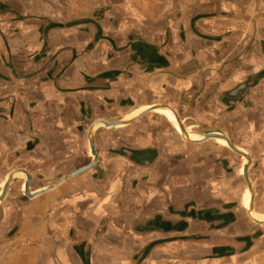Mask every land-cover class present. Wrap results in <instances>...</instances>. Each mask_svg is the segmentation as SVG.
Segmentation results:
<instances>
[{
    "label": "crops",
    "instance_id": "1",
    "mask_svg": "<svg viewBox=\"0 0 264 264\" xmlns=\"http://www.w3.org/2000/svg\"><path fill=\"white\" fill-rule=\"evenodd\" d=\"M83 1L92 14L63 13L58 18L71 23L61 28L49 15L35 13L31 0L0 3L6 4L0 5L1 179L21 171L25 180L29 176L28 191L46 187L52 182L44 180L57 181L91 163L88 130L94 132L97 120L119 122L127 114L118 113L154 105L169 109L185 131H222L250 163L209 137L178 140L154 113L119 128L103 127L93 135L96 161L90 169L37 197L26 196L36 205L27 217L40 236L21 241L29 249L22 259L185 264L191 255L203 254L200 259L211 264L224 256L228 264H261L264 220L252 215L264 210V119L250 117L245 124L234 119L240 114L235 108L226 129L223 114L220 124L203 129L183 123L186 118L180 122L169 104L190 91L194 78L180 71L192 58L207 67L212 54L220 52L214 60L223 61L222 52L231 49L237 67L264 66L256 56L264 58V9L258 0H143L140 5L128 1L126 7ZM181 33L185 42L179 44ZM181 53L191 60L184 61ZM256 73H249L251 79ZM244 166L253 190L250 210L243 200L249 191ZM128 180L133 187L125 186ZM96 184L102 194L90 192ZM10 185L0 198L5 228L13 223L6 203ZM117 198L119 209L113 205ZM135 224L148 228L124 234ZM4 241L0 264H8V246L14 243Z\"/></svg>",
    "mask_w": 264,
    "mask_h": 264
},
{
    "label": "rangeland",
    "instance_id": "2",
    "mask_svg": "<svg viewBox=\"0 0 264 264\" xmlns=\"http://www.w3.org/2000/svg\"><path fill=\"white\" fill-rule=\"evenodd\" d=\"M1 1H7V0H0V3H3ZM104 1L107 2L106 5H112V7H114V6H119V7L125 6L126 7L127 6L126 4L128 3V1H130V2L137 1L140 5L143 0H99L98 1L99 4L97 3V5H100L103 7ZM144 1H146V0H144ZM31 2H32V8L35 11V13H39V14L43 13V14H47L50 17H52L51 18L52 19L51 24L53 26L58 25L60 27L61 24H70L71 23L70 21L66 22L64 19L58 18V16L60 17L63 13L67 14V15L71 14V15H75V16H77V14L83 15L85 13L86 14L87 13L92 14V12H91L92 8H89V5L87 3H85V1H83V0H31ZM258 2L261 5V8L264 9V0H258ZM0 5L6 7V4H0ZM117 10H119V9H117ZM79 11H81V12L79 13ZM97 16L98 15L95 14V17H97ZM62 26H63L62 28H64L67 25H62ZM165 33L166 32H164V36L162 37V39L165 42H167L168 37L166 36L167 33H166V35H165ZM136 35H137V38L142 36L139 32H137ZM184 40H185V37H184L183 33L180 34V37H176V42L179 44L184 43L185 42ZM97 42H99V41H97ZM259 46L260 45L258 44V47ZM258 51H259V49H258ZM190 52H192V51H190ZM231 54H232L231 49L224 50L222 52V55H223L222 60L223 61L214 60L216 58V57H214L215 55H217V56L219 55V57H220V55H221L220 52H218V54H215V53L212 54L213 59L209 60L208 66L206 67V66H204V63L200 64L201 62L198 58L197 59L192 58L194 61L190 62L189 59L191 60L192 56H190V55L187 56V54H186L185 57H183L184 55L181 53L183 60L189 61V64H186L184 70L180 71L181 76H184L186 73L187 74L191 73V75L194 78V81L192 80V84H190V86H189L190 91H188V93H186V94L185 93L182 94V95H186L184 100H181V99L177 100L176 99L177 102H175L174 99H172L173 101H169V104H171L173 106V109L175 110L176 114L178 115L179 119L181 120L180 122L183 121L182 118H186L187 120L183 121V123L193 124L197 128L208 129L210 127H215L217 124H220L221 119H222L221 116L223 114V117H224L223 122H224V126H225L224 129H226L227 127H229L232 124V120H233L232 117L233 116H232L231 112L235 108H238L237 112H239L240 114H239V116H235L234 119H240L239 121H241L243 123L245 122V124H247V122H248L247 120L250 117H251L250 120H254L253 118H257L259 120V122L263 121V119H264V77H263L264 76L263 75L264 74V72H263L264 66H261V67L255 66V67H251V68H239V67H237V65L234 62L231 61L234 58L233 56H231ZM240 56H242V53H240ZM256 56H258V59L260 60L258 62V63H260V65L262 63H264L263 62V59H264L263 55H261V54H259V52H257ZM5 63L6 64L9 63L8 57L5 61ZM176 63H178V61L175 62L174 64H176ZM252 72H257L256 73V75H257L256 79H251L249 73H252ZM234 74H237V75L234 77V76H232ZM258 76H260V77H258ZM174 95L175 94H171L168 97L175 98ZM177 97H178V95H176V98ZM142 108H144V107H142ZM183 109H185L186 112ZM216 109H217V111H216ZM133 110L134 109L129 108V109L123 111L122 113H118L116 117H121L124 113L129 114ZM167 110L170 113L171 117L174 120H176L174 118L173 113L171 111H169V109H167ZM206 111H208L207 115L205 113ZM182 112H184L185 115ZM148 113H154V115L152 117L160 120L163 123V125L165 126V128H167L166 130H168L170 128V127H168V125H166V122H165L166 120L163 117L156 114L152 110L149 111ZM157 115L160 117H158ZM237 115H238V113H237ZM255 115H256V117H255ZM137 118L134 119L133 121H131V123H129V124L135 123L137 121ZM149 121H151V118ZM240 126H242V125H240ZM95 127H97V126H95ZM160 127H162V126H160ZM180 127H181V125H180ZM100 129H104V128L103 127L95 128L93 135H94V133H96V131H99ZM213 130L216 131L218 129L213 128ZM218 131L223 133L220 130H218ZM172 132L173 131L171 130V133ZM173 133H174L173 137L177 138L178 140H181L182 142H185V143L188 142L187 140L175 135V132H173ZM93 170L96 171V168H94ZM112 170L115 171V169H112ZM118 172L120 174V173L126 172V170H117V173ZM2 175L3 174L1 172L0 179H1ZM127 177L129 179L131 176L128 175ZM14 179L15 180H13L11 182L10 190H9L10 192H9V195L7 197V200H6V203H8L9 207L7 206V204H2L3 206L1 207V208H4V206H7L10 209L8 212V214H9L8 218H10L13 221V223L10 224L11 226L8 228L0 227V240L4 241V240L9 239V240L14 241V243L12 245L10 244L8 246L9 251H10L8 254L9 255L8 264H54L55 261H52V260H50V262L44 261L39 256H37L38 254L36 255L37 256L36 260H33L32 262L22 259V257H24V255H27V256L29 255V249H27L28 246H26V244L22 243L21 241H25L26 239L30 240L31 237H33V236H40V231H39V229H34V227H32L31 222H33V220L29 221V217H27V215H30V212H28V211L31 210L36 205L32 204V202H28L29 200H27V199H29V198H26V196H24L21 193V190L23 188V183H24L23 181H25L24 176L22 177V179H21V177H15ZM55 181L56 180H54V179L44 180V182H47V183H51V182L53 183ZM41 182L43 183V181H41ZM41 182L38 179V183L40 184ZM125 186H127V188H131V186L133 187V180H132V182L130 180H128V182H126ZM125 186L123 187V189L126 188ZM98 187L99 186L96 184L95 186H90L89 190H90V192H93L96 190L97 193L99 192V194H102L104 191L103 188L100 189ZM114 188L115 187L112 188V191L115 190ZM118 188H119V186H118ZM40 189H42V188H40ZM105 190H106V192L109 191V187H107ZM81 194H84V192L81 191ZM80 199H83V198H80ZM69 201L70 200H67V202H69ZM70 203L71 202H69V205H70ZM113 205L117 207L116 209H119L118 198L116 200L114 199ZM35 208H37V207H35ZM24 209H27L26 211L28 213L24 214L25 216L24 215L22 216L21 214L23 213L22 211ZM115 219H116V217L113 216V220H115ZM263 220H264V218L259 220V221H263ZM117 222H119V221H117ZM147 228L148 227L146 226V224H142L140 226L135 224L133 228H129L126 231H124V234L132 236V234H136L135 232H141L142 230H146ZM69 231H68L67 235H69V234L72 235L71 234L72 229L71 230L69 229ZM100 232H101V229H97V234H100ZM122 232L123 231H121V233ZM117 234L119 235L120 231L117 232ZM2 239H4V240H2ZM5 244H6L5 241L0 243V249H3V251H4V248H2V247ZM193 247H196V246H193ZM191 249H193V248H191ZM17 250H19V251H17ZM98 255L99 254H96V256H98ZM202 256H203V254H201L200 256L193 254V255H191V257H188L184 263L185 264H204L205 262L208 264L212 263V262H209L208 259H200V258H203ZM229 256H231V255H229ZM137 257H139V262H141L143 257H140L139 255ZM226 257L227 256H224V259H226ZM208 258L211 259V257H208ZM224 259L221 260L220 263H218V264H228L227 260H224ZM80 260H81V264H91L92 263L90 261V259H87V260L86 259H80ZM134 260H135L134 262H136L137 258H135ZM201 260H202V262H201ZM102 262H104V261L100 260V259H95L94 264H102ZM262 263L264 264V261L261 262V264ZM213 264H216V263L213 262Z\"/></svg>",
    "mask_w": 264,
    "mask_h": 264
},
{
    "label": "bare ground",
    "instance_id": "3",
    "mask_svg": "<svg viewBox=\"0 0 264 264\" xmlns=\"http://www.w3.org/2000/svg\"><path fill=\"white\" fill-rule=\"evenodd\" d=\"M154 111L156 114L160 115L161 117H163L166 121H167V124L170 126L171 130L173 132H175L176 135H179L181 136L182 138L184 139H191L193 137H196V136H203V137H209V139H212L216 142H218L219 144L221 145H227L226 147H228L230 149V145L228 143V141L226 140V137L224 134L220 133V132H215L214 131H204V132H201V133H197V132H192V131H185L182 129V127H180V124L177 122V120H174L170 113L168 112V110L164 107H161V106H149V107H146V108H142V107H139V108H135L133 111H131L129 114H127L123 120L119 121V122H105L103 120H97L93 125L94 126H97V127H107V128H119V126H124V125H127L129 124L130 121L136 119L137 117H139V115H141L142 113H145L146 111ZM93 126V127H94ZM197 130V129H196ZM203 133V134H202ZM237 148V147H236ZM238 151L240 152V150L238 149ZM242 153V155L244 156V162L243 164H246L247 163V159L245 158L246 154H243L245 152H240ZM90 155H92V151H91V148H90ZM23 177V174L21 173V171H17L15 174L13 172H11V175L8 179V177L6 178V176H4L1 181H0V198L1 196L5 193L4 192V189L7 187V183L9 181H11L13 179V177ZM243 176L245 178V166L243 167ZM12 178V179H11ZM11 179V180H10ZM25 179V177H24ZM29 178L26 176V180L24 182V185H23V193L25 194V196H31L33 197L35 194H37L41 189L37 190V191H28L27 190V182H28ZM249 189V188H248ZM250 190H246L244 195H243V200H244V204L246 206V208H248V210H250L251 208V197H250ZM29 197V198H31ZM252 212V211H251ZM253 213V212H252ZM253 219H257L258 221L263 219L264 217V210L260 213H253L252 215Z\"/></svg>",
    "mask_w": 264,
    "mask_h": 264
},
{
    "label": "water",
    "instance_id": "4",
    "mask_svg": "<svg viewBox=\"0 0 264 264\" xmlns=\"http://www.w3.org/2000/svg\"><path fill=\"white\" fill-rule=\"evenodd\" d=\"M148 112H149V111H146L145 113H148ZM145 113H143V114H145ZM132 121H133V120H132ZM129 123H131V121H130ZM226 140L228 141V143H229V145H230V149H231L232 151H234L235 153H237V154H239V155H242V153H240V152L237 150V148H236L235 146H233L232 143H231L227 138H226ZM187 141H189V140H187ZM204 141H207V140H204ZM204 141H200V142H204ZM189 142H192V141H189ZM88 143L90 144V148H91L92 156H93V160L91 161V163H89L87 166L82 167V168H80V169H78V170H76V171H74V172H72V173H70V174H68V175H65V176L61 177L60 179H58L57 181L53 182V183L50 184V185H48V186H46V187H43V188H42L37 194H35L33 197H37V196H39V195H41V194H43V193H45V192H47V191H50V190L54 189L55 187H57L58 185H60L61 183H63V182H65V181H67V180H69V179H71V178H73V177H75V176H77V175L83 173L84 171L90 169V168L93 166V164L95 163V161H96V153H95V149H94V145H93V132H92L91 130H88ZM245 158H246V159L248 160V162L250 163V159H249V157L245 156ZM249 163H248V164H249ZM248 166H249V165H248ZM248 166H245V182L247 183V186H248V188H249V190H250L251 198L253 199V190H252V188H251V183H250V181H249V179H248V176H247V168H248ZM27 177L29 178L28 175H27ZM11 179H12V178H11ZM11 179H10V180H11ZM12 180H13V179H12ZM12 180H11V181H12ZM11 181H9V182L7 183V187L4 189V192L7 191V189H8V187H9ZM28 183H29V182H28ZM3 197H4V195L1 196V199H3ZM28 197H31V196H28ZM33 197H31V198H33ZM251 205H252V204H251ZM247 212H248V211H247ZM249 215H250V214H249Z\"/></svg>",
    "mask_w": 264,
    "mask_h": 264
}]
</instances>
